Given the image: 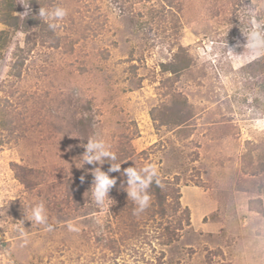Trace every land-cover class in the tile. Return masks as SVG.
Returning a JSON list of instances; mask_svg holds the SVG:
<instances>
[{
	"label": "rangeland",
	"instance_id": "rangeland-1",
	"mask_svg": "<svg viewBox=\"0 0 264 264\" xmlns=\"http://www.w3.org/2000/svg\"><path fill=\"white\" fill-rule=\"evenodd\" d=\"M13 2L28 28L0 18V264H264V0ZM55 7L52 31L36 16ZM89 139L115 161L84 164ZM110 163L154 165L167 199L149 190L135 216L111 173L98 206Z\"/></svg>",
	"mask_w": 264,
	"mask_h": 264
},
{
	"label": "clouds",
	"instance_id": "clouds-1",
	"mask_svg": "<svg viewBox=\"0 0 264 264\" xmlns=\"http://www.w3.org/2000/svg\"><path fill=\"white\" fill-rule=\"evenodd\" d=\"M25 11L23 14L16 13V15L21 18H26L31 14V8L29 6H23ZM67 16V10L61 7H55L53 10L48 11L45 8H40L38 16L36 18L48 23L50 30L55 31L59 26L55 21H62ZM254 27H256L254 23ZM258 45L261 42L256 37H252ZM251 46V45H250ZM264 123V122H258ZM85 148V153L82 156V161L84 164L95 166L96 164H102L104 160L115 161L116 157L111 152L106 149V145L102 141H97L94 139H89ZM108 173L101 171L96 168L91 175L94 177L91 187L92 197L94 202L98 206H103L106 198H109L110 191L116 186L117 180L115 178H110L111 173H121L122 177L127 179L121 184V189L127 193L128 200H131L135 205L133 215L139 216L145 212L150 206V196L148 191L150 186L155 182L157 187H162L158 179L157 169L154 165L146 166L141 171H137L135 167H129L121 172V166L118 164L110 163ZM84 182V177H81V183ZM124 184L127 187H124ZM29 221L36 225L45 226L46 231H52L51 226L47 225V216L45 214V208L43 204H39L31 210ZM23 224V221L20 222ZM67 228L69 232L78 233L79 229L74 226V224L69 221L67 223ZM21 235L24 236L25 233L22 231Z\"/></svg>",
	"mask_w": 264,
	"mask_h": 264
},
{
	"label": "trees",
	"instance_id": "trees-1",
	"mask_svg": "<svg viewBox=\"0 0 264 264\" xmlns=\"http://www.w3.org/2000/svg\"><path fill=\"white\" fill-rule=\"evenodd\" d=\"M15 3L13 2V0H4L1 3L0 6V18L3 22H5V24L9 25L10 27L15 28L16 30H19L21 28H25V30H27V25H25V23H20V18L19 17H14L13 13L15 11ZM8 42V37L6 36L5 32H2L0 34V50L5 48V46L7 45ZM18 64V61L17 63ZM2 145V140L0 139V147ZM124 167L129 166V163H123ZM121 166V167H122ZM160 184L162 185V187H157L155 182H153V184L150 186L149 190H152L154 192H156V194L162 199V201H165L167 199L168 196V191L170 189H172L169 185L168 182L165 181H160ZM179 192V191H177ZM177 198L180 197L179 193H177Z\"/></svg>",
	"mask_w": 264,
	"mask_h": 264
}]
</instances>
